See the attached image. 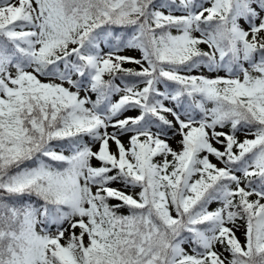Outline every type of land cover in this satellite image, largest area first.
Wrapping results in <instances>:
<instances>
[{
	"label": "snow or ice",
	"instance_id": "6c2138e0",
	"mask_svg": "<svg viewBox=\"0 0 264 264\" xmlns=\"http://www.w3.org/2000/svg\"><path fill=\"white\" fill-rule=\"evenodd\" d=\"M0 264H264V0H0Z\"/></svg>",
	"mask_w": 264,
	"mask_h": 264
}]
</instances>
